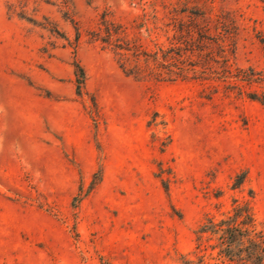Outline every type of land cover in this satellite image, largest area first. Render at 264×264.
I'll list each match as a JSON object with an SVG mask.
<instances>
[{
  "label": "rangeland",
  "instance_id": "374dc122",
  "mask_svg": "<svg viewBox=\"0 0 264 264\" xmlns=\"http://www.w3.org/2000/svg\"><path fill=\"white\" fill-rule=\"evenodd\" d=\"M103 18L178 55L192 31L194 75L124 74ZM253 93L264 0H0V264H230L196 231L236 200L264 237Z\"/></svg>",
  "mask_w": 264,
  "mask_h": 264
},
{
  "label": "trees",
  "instance_id": "16d2710c",
  "mask_svg": "<svg viewBox=\"0 0 264 264\" xmlns=\"http://www.w3.org/2000/svg\"><path fill=\"white\" fill-rule=\"evenodd\" d=\"M104 29L99 38L112 52L119 69L126 75L153 82H176L186 80L194 75L188 67L194 57V49L191 48L192 31H186V47L181 54H175L174 47L166 51L162 47L156 50L144 46L138 36H130L127 29L121 25L104 20ZM101 37V36H100ZM178 55V59L174 58ZM186 62V65H184ZM76 92L84 79V71L75 64ZM251 100L257 101L264 107V94H249ZM244 174L238 176L237 186L242 183ZM236 185L234 187H236ZM254 218L247 204L233 201L231 211L219 220L207 218L196 231L197 240H201L204 234L215 238L213 249H217V255L230 264H264V237L256 232Z\"/></svg>",
  "mask_w": 264,
  "mask_h": 264
}]
</instances>
